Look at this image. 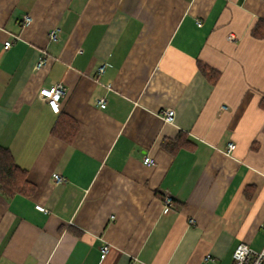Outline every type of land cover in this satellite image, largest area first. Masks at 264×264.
Listing matches in <instances>:
<instances>
[{
	"label": "crops",
	"instance_id": "1",
	"mask_svg": "<svg viewBox=\"0 0 264 264\" xmlns=\"http://www.w3.org/2000/svg\"><path fill=\"white\" fill-rule=\"evenodd\" d=\"M257 23L264 0H0V147L27 182L0 195V264H231L239 244L260 251ZM57 83L55 114L38 93ZM64 120L69 142L52 133Z\"/></svg>",
	"mask_w": 264,
	"mask_h": 264
},
{
	"label": "built area",
	"instance_id": "2",
	"mask_svg": "<svg viewBox=\"0 0 264 264\" xmlns=\"http://www.w3.org/2000/svg\"><path fill=\"white\" fill-rule=\"evenodd\" d=\"M29 21H30L29 18L25 19L26 23H28ZM56 33L57 31L53 30L49 34L50 40L56 39ZM11 46H12V41L8 40L4 43L3 48L7 50ZM43 65H44V61L41 60L38 62L36 67H40ZM103 72H104V66L99 67L97 71L98 75H101ZM38 94H39V97L43 101H46L51 111L56 114V113H59L60 111V103L66 94V88L62 83H57V84L52 85L51 87L40 89ZM98 104L100 108H104L105 107L104 99L103 98L99 99ZM162 119L164 122L172 124L175 119L174 110L166 109L165 111H163ZM234 149H235V145L232 143H229L226 154L231 155ZM143 164L147 166L154 165V161L150 157L146 156L143 158ZM53 181L55 184H62L65 182V179L59 174H54ZM164 203L169 206L171 203V200L168 197H166L164 200ZM35 208L36 210L40 212H43V213L46 212V210L41 206H35ZM189 223L192 225L193 221H190ZM109 249L110 247L108 245L106 244L102 245L100 248V257L104 258L105 255L108 253ZM130 264H133V263H130ZM231 264H264V246L260 251H254L245 244L237 245L232 255Z\"/></svg>",
	"mask_w": 264,
	"mask_h": 264
},
{
	"label": "trees",
	"instance_id": "3",
	"mask_svg": "<svg viewBox=\"0 0 264 264\" xmlns=\"http://www.w3.org/2000/svg\"><path fill=\"white\" fill-rule=\"evenodd\" d=\"M251 34L255 38L264 39V24L257 23ZM200 70L211 81L214 82L217 79V74L210 69L200 65ZM75 131L76 124L71 120H64L56 124L52 133L69 142ZM26 189V171L15 164L11 153L7 149L0 147V195L10 198L24 193Z\"/></svg>",
	"mask_w": 264,
	"mask_h": 264
}]
</instances>
